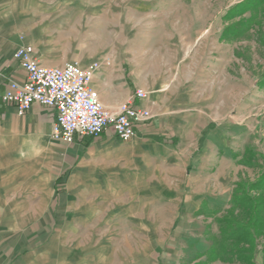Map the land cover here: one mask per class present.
I'll list each match as a JSON object with an SVG mask.
<instances>
[{
	"label": "rangeland",
	"instance_id": "rangeland-1",
	"mask_svg": "<svg viewBox=\"0 0 264 264\" xmlns=\"http://www.w3.org/2000/svg\"><path fill=\"white\" fill-rule=\"evenodd\" d=\"M242 1L102 0L99 26L68 25L78 21L54 19L44 12L33 20L37 25L28 27V35L40 50H52L47 55L56 64L114 59L124 66L132 59L139 67L151 65L166 80L193 78L198 103L205 94L212 104L210 118L218 121L197 139V190H203L202 177L210 175L206 197L221 216L230 207L236 183L255 180L264 171V45L255 35L258 27L240 39H219L224 28L240 18L227 20L225 15ZM247 146L262 155L258 165L240 162ZM53 163L39 140L0 137V264L206 261L198 254L212 245L218 223L207 215L183 217L188 204L118 202L111 196L109 201L85 204L91 212L87 218L61 223L43 217L57 173ZM257 261L263 262L261 252Z\"/></svg>",
	"mask_w": 264,
	"mask_h": 264
},
{
	"label": "crops",
	"instance_id": "crops-1",
	"mask_svg": "<svg viewBox=\"0 0 264 264\" xmlns=\"http://www.w3.org/2000/svg\"><path fill=\"white\" fill-rule=\"evenodd\" d=\"M101 1L0 0V137L11 134L39 140L45 153L54 158L53 168L57 173L45 218H56L61 223L82 215L87 218L91 212L85 204L109 201L111 196L116 198L111 201L118 202L184 203L188 207L183 217L204 216L205 213H198L203 204L216 209L206 197L211 176L202 177L203 190L198 192L197 158L193 155L197 139L218 121L210 118L212 104L206 101L205 94L198 103L193 78L166 80L162 72L155 74L151 65L139 67L132 59H126L124 66L114 59L108 60L110 64L105 59L82 62L83 66L94 61L102 63L92 85L109 108L117 109L138 88L148 92L146 98L135 99V105L149 109L153 116L137 126L136 136L129 141H122L111 129L98 137H78L70 144L54 141L51 134L57 119L56 109L36 103L25 114H19L14 105L3 100L11 80L23 81L27 77L14 56L22 45L32 44L45 66L66 63L56 64L48 58L51 49L42 51L31 40L28 27L37 25L33 20L48 12L54 19L78 21L68 25L99 26ZM219 39L227 41L222 34ZM206 167L204 164L203 170Z\"/></svg>",
	"mask_w": 264,
	"mask_h": 264
},
{
	"label": "built area",
	"instance_id": "built-area-1",
	"mask_svg": "<svg viewBox=\"0 0 264 264\" xmlns=\"http://www.w3.org/2000/svg\"><path fill=\"white\" fill-rule=\"evenodd\" d=\"M14 56L27 77L23 81L11 80L3 100L14 105L19 114H25L36 103L56 109L51 134L54 141L70 144L78 137H98L110 129L122 141H129L136 136L137 126L153 116L149 109L135 105V99L148 96L143 88H138L117 109L101 101L92 85L94 74L102 65L100 61L88 66L79 61L45 66L32 44L22 45Z\"/></svg>",
	"mask_w": 264,
	"mask_h": 264
},
{
	"label": "trees",
	"instance_id": "trees-1",
	"mask_svg": "<svg viewBox=\"0 0 264 264\" xmlns=\"http://www.w3.org/2000/svg\"><path fill=\"white\" fill-rule=\"evenodd\" d=\"M235 17L240 18L224 28V38L240 39L258 27L255 35L264 45V0H243L234 5L225 18L232 20ZM261 83L264 85V73ZM260 156L253 146H247L240 162L255 166L259 164ZM225 212L219 216L220 210L209 208L207 203L198 211L214 217L219 228V234L211 236L210 248L198 254L207 258L199 264L217 260L228 264H259L257 256L260 252L264 264V171L255 180L240 179L236 183L230 207Z\"/></svg>",
	"mask_w": 264,
	"mask_h": 264
}]
</instances>
